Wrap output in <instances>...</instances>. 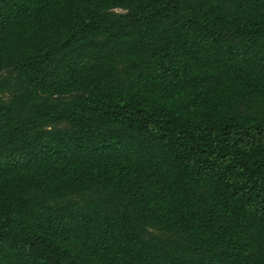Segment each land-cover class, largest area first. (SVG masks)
Segmentation results:
<instances>
[{
  "label": "trees",
  "instance_id": "obj_1",
  "mask_svg": "<svg viewBox=\"0 0 264 264\" xmlns=\"http://www.w3.org/2000/svg\"><path fill=\"white\" fill-rule=\"evenodd\" d=\"M9 89L0 264H264V0H0Z\"/></svg>",
  "mask_w": 264,
  "mask_h": 264
},
{
  "label": "rangeland",
  "instance_id": "obj_2",
  "mask_svg": "<svg viewBox=\"0 0 264 264\" xmlns=\"http://www.w3.org/2000/svg\"><path fill=\"white\" fill-rule=\"evenodd\" d=\"M112 13H120V12H124L122 9H114L111 11ZM11 92L12 90L9 89V90H6L5 92L3 93H0V99H4V100H8L10 95H11ZM66 124H59L58 126L59 127H64ZM146 235L147 236H152V235H160V236H165L166 234L161 232L160 230L158 229H154V228H149V229H146L145 231Z\"/></svg>",
  "mask_w": 264,
  "mask_h": 264
}]
</instances>
